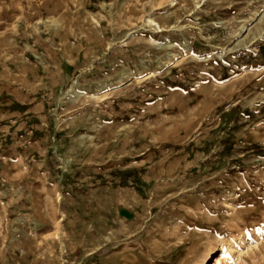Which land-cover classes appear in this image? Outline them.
<instances>
[{"label": "rangeland", "instance_id": "obj_1", "mask_svg": "<svg viewBox=\"0 0 264 264\" xmlns=\"http://www.w3.org/2000/svg\"><path fill=\"white\" fill-rule=\"evenodd\" d=\"M220 257L264 264V0H0V264Z\"/></svg>", "mask_w": 264, "mask_h": 264}, {"label": "bare ground", "instance_id": "obj_2", "mask_svg": "<svg viewBox=\"0 0 264 264\" xmlns=\"http://www.w3.org/2000/svg\"><path fill=\"white\" fill-rule=\"evenodd\" d=\"M224 258V257H223ZM223 258L222 257H220V258H218V259H216V262H214L213 264H223L224 262H223ZM226 261V260H225ZM231 262V261H230ZM231 264V263H230Z\"/></svg>", "mask_w": 264, "mask_h": 264}, {"label": "water", "instance_id": "obj_3", "mask_svg": "<svg viewBox=\"0 0 264 264\" xmlns=\"http://www.w3.org/2000/svg\"><path fill=\"white\" fill-rule=\"evenodd\" d=\"M124 215H126V213L123 212Z\"/></svg>", "mask_w": 264, "mask_h": 264}]
</instances>
